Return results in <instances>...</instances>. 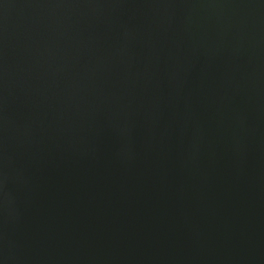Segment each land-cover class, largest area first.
<instances>
[{
    "label": "water",
    "instance_id": "95a60500",
    "mask_svg": "<svg viewBox=\"0 0 264 264\" xmlns=\"http://www.w3.org/2000/svg\"><path fill=\"white\" fill-rule=\"evenodd\" d=\"M0 264H264V0H0Z\"/></svg>",
    "mask_w": 264,
    "mask_h": 264
}]
</instances>
